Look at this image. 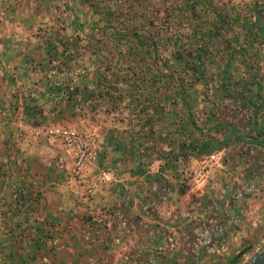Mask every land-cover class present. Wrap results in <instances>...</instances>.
<instances>
[{
	"label": "crops",
	"instance_id": "1",
	"mask_svg": "<svg viewBox=\"0 0 264 264\" xmlns=\"http://www.w3.org/2000/svg\"><path fill=\"white\" fill-rule=\"evenodd\" d=\"M81 7L0 0V264H227L264 239V168L246 154L264 149L253 143L264 138L263 38L240 42L242 56L231 42L223 90L213 66L207 76L219 85L196 119L194 103L169 104L165 85L152 91L138 76L141 101L116 92L110 101L96 83L100 30L71 26ZM82 122L99 146L95 166L73 178L69 151L32 132ZM205 144L221 159L196 181ZM99 168L114 179L84 195ZM224 242L226 254H216Z\"/></svg>",
	"mask_w": 264,
	"mask_h": 264
},
{
	"label": "rangeland",
	"instance_id": "2",
	"mask_svg": "<svg viewBox=\"0 0 264 264\" xmlns=\"http://www.w3.org/2000/svg\"><path fill=\"white\" fill-rule=\"evenodd\" d=\"M203 1L209 4L210 7L217 9V11L221 12L223 15L229 16V18L238 17V25L235 24L232 29L230 28L228 33L225 32L223 37L218 36L215 37L214 40H211L209 36H205L204 38L200 36V34L202 33L205 35L208 34L206 32L207 29H205L206 27H201L200 25L197 30H195L196 32L194 35L192 33L193 27L188 24L186 25L185 9L186 11H189L191 7H188L184 3H182V0H80V4L82 5V19L80 20V17L78 16V19L76 20L77 22L75 21L76 23H71V26L78 25L82 29L84 27L87 28L89 31V28L92 27V23L99 22V15L93 12L94 9L98 8L102 12L107 13L108 15L109 13L115 15L114 11H117L116 15L119 13V15H123L125 18L128 19L127 21H130V23L135 24L136 27H138L142 33H147L149 31L153 33L155 38L159 40L157 51L160 57H170V51L172 49H192L193 52V48L198 47L201 44L205 45L208 51H211V53L214 55L204 62L206 67L205 72L207 75H209L213 71V66L216 67V73L223 69V58L228 51L227 48H229L230 46L225 41V39H232V35L234 34L238 36L240 42H244L246 43V45L248 43H255L257 41L259 42L262 40V38L264 40V37L262 35L264 31L262 33H257L256 31L248 32V30L242 28L241 26L242 22L245 21V15H249V12L253 8L254 4L264 5V0ZM83 9H85V11ZM196 9V13L198 14V17L200 19L199 22L204 21L209 23L214 19L211 12L202 10L200 6H197ZM259 20L261 26L264 28V6L263 9L259 10ZM142 25H145V28H141L140 26ZM252 38H255L256 40L253 41ZM96 39L98 45V51L96 56L105 62V66L102 67V72H105L108 77H110L111 73L114 75L116 74L115 69L119 67L122 59L126 60L125 66L122 68V70H119L118 75L138 76L139 84L141 85L145 84L151 86V79L147 82H143L141 81V79L144 80V76H149L150 73H153L155 71V69H160V72L167 73V69L165 67H162V64L159 62V60H157V62L153 63L152 65H149V61L141 59L140 56L137 54L139 51L131 52L129 50V43L127 44L124 42L119 43L118 46H113V44L108 45L109 39L106 37L101 38L99 36ZM88 40L89 42L93 41L96 43V40L94 38L92 40ZM98 40L103 41L101 43H103V45L105 43V45L103 46L100 42H98ZM250 51L252 52V50ZM192 52H189V54H191ZM124 53L129 57V59H124ZM109 55H111V57H108ZM222 55H224L223 58H221ZM170 63L172 64L174 69L180 71L179 77L184 80L189 78L190 75L188 74V70L187 73L183 71L184 62L177 63V60L170 58ZM154 80L155 82H152V84L158 85L157 87H159V85L161 84L162 89H165L163 83H160V80ZM202 80L203 79H200L199 82L194 83V85L189 89V94L187 96L189 102L191 104L194 103V108L196 107V110L193 113L196 119H199L204 116L203 112L206 111L205 106H207V101L211 97V91L218 84L217 82L215 83V81H217L215 79V81L213 79V81H209L208 79L205 83H203ZM92 98L94 97H91L90 100H93ZM125 101L127 102V100ZM169 101V104H176V102H172L171 99H169ZM179 101L181 102L180 99L178 100V102ZM138 105L140 104L138 103ZM140 112L142 111L140 110ZM138 118H140L139 120L143 121L142 114L141 116H138ZM246 152V154L252 155L257 161V164L263 165L264 168V149L262 147H257L253 145L252 147L247 149ZM213 153H215L216 155L215 161L219 162L221 158L217 156V152ZM204 157L206 156H201L200 161ZM215 161L211 164V166L215 163ZM249 165L253 166V161H249ZM210 167H208L207 170ZM262 221H264V219ZM255 233L256 231H253L252 235H256ZM263 242L264 239L258 240L255 242L254 246H250L249 249H246L244 245H246L247 243L251 245L254 242L247 241L246 243L242 244V249L239 253H232L229 257H227V264H241Z\"/></svg>",
	"mask_w": 264,
	"mask_h": 264
},
{
	"label": "trees",
	"instance_id": "3",
	"mask_svg": "<svg viewBox=\"0 0 264 264\" xmlns=\"http://www.w3.org/2000/svg\"><path fill=\"white\" fill-rule=\"evenodd\" d=\"M182 3H184L186 6L191 7L189 11H186L185 9V15H186V25H191L193 27V34L195 35V30L201 25V27H206L207 29V35L200 34L201 37H210L211 40H214L215 37L221 36L223 37L225 32H229L230 28L232 29L235 24L237 23V18L223 15L221 12L217 11V9L210 7L209 4L204 2L203 0H182ZM200 6L202 10H206L208 12H211L213 15V20L211 22H199L198 14L196 13V7ZM264 5H256L254 4L253 8L249 12V15L246 16L242 22V28L248 30V32H254L257 33L263 32L264 28L260 24L259 20V10L263 9ZM182 8V7H180ZM94 13L99 15V22L92 23V28H98L100 30L99 36L108 38V45L113 44V46H118L119 43H129L130 47L129 50L138 52L137 54L140 56L141 59L149 61V65L157 62L162 64V67H165L167 69V73L160 72V69H155L153 73H150V75L146 79H141V81H148L151 79V89L152 91L156 90L158 85L152 84V82H155L154 79L160 80L166 78V80L163 83V86L165 85L167 91L169 92V99H172V102H175V99L178 98L181 100L183 106L186 110H188L189 107V100L187 98L189 94V89L194 85V83L199 82L200 79H203L202 82L205 83L209 76H207L205 72V61L212 56H214L211 51H208L207 47L205 45H199L198 47L192 49H172L170 51V57H160L157 51L158 42L159 40L155 38L153 33L151 31L142 33L138 27H136L135 24L130 23V21H127L128 19L125 18L123 15H119L117 11H114L115 15L109 13L102 12L100 9L96 8L93 11ZM76 23V22H75ZM141 28H145V25L140 26ZM232 39H225V41L230 45L231 42H233L235 45H238V49L236 48L237 54H240L241 56L247 53V51L242 50L240 47V40L237 35H232ZM89 39H92L91 35H89ZM102 40V39H101ZM253 41H255V38H252ZM98 42H103L98 40ZM103 45V43H101ZM101 45V46H102ZM105 45V43H104ZM103 45V46H104ZM132 47V48H131ZM134 49V50H133ZM189 52H192L189 54ZM120 53V51H119ZM125 55V53H124ZM224 55L221 56L223 58ZM108 57H111L109 55ZM97 59H100L96 56ZM170 58L177 60V63L184 62L183 71L190 75L188 79L184 80L180 76V71L174 69L172 64L170 63ZM121 59V58H119ZM124 59H129L127 55L124 56ZM125 61H121L119 67L115 69L116 74H110V77H108L105 72H101L99 75V79H97L96 83L98 86L103 87L106 89V92L108 94L109 100L114 101L116 98L120 101L124 99V97L129 96L131 97V100L134 101H141V97L137 96L134 93V82H131V76L129 75H118L119 70L125 66ZM105 66V62L102 66ZM112 71V70H111ZM99 72V71H98ZM127 72V69H126ZM221 85L220 88L223 90V80L224 78V71H221ZM154 78V79H153ZM118 82L125 83L126 87H122L121 89L116 86ZM139 84V81H138ZM137 84V87H138ZM137 90V88H135ZM75 91V89H74ZM117 93V97L113 98V93ZM97 97H100V95H96ZM155 113L151 116L154 117ZM152 119V118H151ZM150 118L148 120H151ZM189 119V120H188ZM187 121L192 123L194 126L195 123L191 119V116H188ZM254 144H262L264 145V138L262 140L254 141ZM217 146H211L209 144L203 145V150L206 153H210L213 150H217ZM256 241L251 244V246H254Z\"/></svg>",
	"mask_w": 264,
	"mask_h": 264
},
{
	"label": "built area",
	"instance_id": "4",
	"mask_svg": "<svg viewBox=\"0 0 264 264\" xmlns=\"http://www.w3.org/2000/svg\"><path fill=\"white\" fill-rule=\"evenodd\" d=\"M33 136H47L58 141L69 151L72 157V177L82 176L95 166V153L99 146L96 133L87 123L58 124L55 126H39L32 132ZM216 160L215 153L204 157L193 171V179L201 180L208 167ZM114 171L110 168H99L91 177L84 189V195H92L102 185L114 179ZM227 243L221 244L214 252L226 254Z\"/></svg>",
	"mask_w": 264,
	"mask_h": 264
},
{
	"label": "water",
	"instance_id": "5",
	"mask_svg": "<svg viewBox=\"0 0 264 264\" xmlns=\"http://www.w3.org/2000/svg\"><path fill=\"white\" fill-rule=\"evenodd\" d=\"M241 264H264V242L255 249Z\"/></svg>",
	"mask_w": 264,
	"mask_h": 264
}]
</instances>
